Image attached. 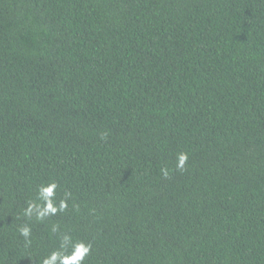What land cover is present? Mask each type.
<instances>
[{"label": "trees", "instance_id": "1", "mask_svg": "<svg viewBox=\"0 0 264 264\" xmlns=\"http://www.w3.org/2000/svg\"><path fill=\"white\" fill-rule=\"evenodd\" d=\"M51 182L65 209L25 215ZM65 235L82 264H264V0H0V264Z\"/></svg>", "mask_w": 264, "mask_h": 264}, {"label": "clouds", "instance_id": "2", "mask_svg": "<svg viewBox=\"0 0 264 264\" xmlns=\"http://www.w3.org/2000/svg\"><path fill=\"white\" fill-rule=\"evenodd\" d=\"M187 161V154L180 153L178 155V163L177 168L182 169L184 164ZM164 174L167 175V171H164ZM57 188V184L55 182H51L47 185H41L38 190L39 200L43 202V205L37 203H29L28 207L25 209L24 214L27 216H31L32 213L36 212L37 219H42L48 215H55L58 211H63L66 207V202L61 200L57 205L54 202L55 189ZM56 230L55 228L53 229ZM20 234L26 239L28 243H31L29 237L31 236L30 227H22L20 230ZM71 243V238L67 235L63 237L61 243V250L52 251L48 256L44 257L41 264H82L85 256L90 252L91 245L85 244L84 242H76L71 245L72 250L70 253L65 254L64 249H67L69 244Z\"/></svg>", "mask_w": 264, "mask_h": 264}]
</instances>
